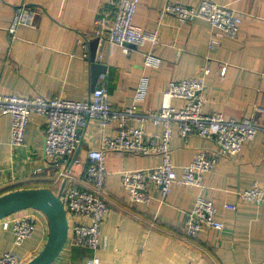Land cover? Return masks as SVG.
Segmentation results:
<instances>
[{
	"label": "crops",
	"instance_id": "crops-1",
	"mask_svg": "<svg viewBox=\"0 0 264 264\" xmlns=\"http://www.w3.org/2000/svg\"><path fill=\"white\" fill-rule=\"evenodd\" d=\"M106 1L0 0V94L86 99L90 94L88 40L93 38L95 18L107 10ZM166 1L195 5L200 0H139L133 24L144 31L156 29L158 43L130 46L128 51L108 42L98 45L95 60L105 64L107 70L99 76L96 87L106 89L113 107L133 106L136 111L145 112L159 108L170 81L198 76L203 67H208L203 111L221 112L226 119L253 115L259 130L237 154L219 159L203 175V190L174 184L160 202L158 191L153 188L149 205L130 203L120 177L126 170L152 167L160 157L107 153L103 196L108 211L100 226V246L93 251L67 239L52 264H90L92 257L99 259L98 264H264V207L240 201L236 194L253 183L264 186V0H210L242 15L237 36L219 35L216 46H209V40L218 33L202 18L183 24L170 14L159 18ZM21 4L34 10V23L19 25L11 38L6 29L14 8ZM146 52L160 58L158 67L144 65ZM222 66L226 69L221 75ZM142 76L148 78L146 95L143 100L134 101ZM170 102L175 107L183 104L177 98ZM43 124V117L32 115L24 141L13 146L11 117L0 114V195L37 185L57 194L63 181L65 186L88 187L83 175L87 151L98 146L103 132L112 133L113 126L101 132L95 121H89L82 131L78 152L81 157L77 155L75 162L78 167L73 169L72 156L62 167L43 156ZM131 124L151 133L162 130L160 125L148 122ZM197 150L209 154L215 144L196 135L185 142L173 129L170 152L177 175ZM198 196L214 203L224 228L203 229L191 238L183 233V221ZM225 203L236 204L237 208L225 209ZM24 215L36 220L33 235L15 245L11 231L2 229L0 222V254L12 251L26 263L44 246L48 226L44 214L31 208L9 218ZM68 222L70 228L73 222L88 220L69 216Z\"/></svg>",
	"mask_w": 264,
	"mask_h": 264
},
{
	"label": "built area",
	"instance_id": "built-area-1",
	"mask_svg": "<svg viewBox=\"0 0 264 264\" xmlns=\"http://www.w3.org/2000/svg\"><path fill=\"white\" fill-rule=\"evenodd\" d=\"M139 0H107L105 11L95 20L92 36L99 38V43L108 42L118 45L123 51L130 46L141 47L145 43H158V31H144L133 24ZM170 14L176 20L190 23L198 18L208 22L217 31L209 40V46L219 43L218 36L236 37L242 21V15L235 9L210 0H200L195 5L166 1L158 17ZM34 10L25 5L14 8L12 19L7 26L9 37H15L19 25H33ZM144 65L158 67L160 58L153 53L144 54ZM226 66L220 68L224 74ZM208 67H203L200 75L170 81L163 91L162 102L158 109L138 112L133 106L115 108L108 99V93L102 86L95 87L86 99L71 100L63 97L42 95H3L0 94V114L11 117L10 144L20 145L24 141L26 126L32 115L43 117V156L53 165L62 167L68 157L80 146L82 131L90 120L96 122L101 132L113 126L112 133L101 134L98 146L87 151V166L84 180L87 188L74 186L63 187L60 199L66 211L67 221L86 218L87 223L73 222L67 239L71 244L96 251L100 246V226L108 211L103 196L107 171L105 157L112 151L138 155H158L159 161L152 167L126 170L121 173V187L130 203L149 205L151 190L156 188L159 201L165 200L174 184L205 188L203 175L218 163L219 159L237 154L243 144L254 137L259 130L254 116L242 119H226L221 112H204V76ZM264 76V73H263ZM146 76H142L133 94L134 101L144 99L147 91ZM183 101L179 107L170 100ZM148 122L160 125L159 133H151L131 122ZM176 128L180 137L188 142L192 135L211 140L215 150L207 154L197 150L192 160L184 165L177 175L171 160L170 140ZM75 160L74 162H76ZM64 168V167H63ZM34 169L33 172H37ZM237 198L264 207V186L253 183L251 187L237 191ZM224 208L235 210L236 204L225 203ZM0 220L4 230H10L15 245H21L31 237L36 229V220L28 215ZM222 230L224 223L217 218L214 203L203 196H198L192 208L185 213L183 233L187 237H196L203 229ZM90 264H98L99 259L92 257ZM0 264H25L18 254L5 251L0 254Z\"/></svg>",
	"mask_w": 264,
	"mask_h": 264
},
{
	"label": "water",
	"instance_id": "water-1",
	"mask_svg": "<svg viewBox=\"0 0 264 264\" xmlns=\"http://www.w3.org/2000/svg\"><path fill=\"white\" fill-rule=\"evenodd\" d=\"M98 43V37L88 40L90 93L95 89L99 76L105 74L107 70L105 64L95 60ZM99 45L101 46L102 43ZM78 152L79 147L72 155L70 165L76 160ZM64 185L65 181L62 182L57 194L46 187H37L17 189L0 195V220L15 212L29 208L42 212L46 217L48 234L45 244L25 264H52L67 240L68 221L66 211L60 199V193Z\"/></svg>",
	"mask_w": 264,
	"mask_h": 264
},
{
	"label": "rangeland",
	"instance_id": "rangeland-1",
	"mask_svg": "<svg viewBox=\"0 0 264 264\" xmlns=\"http://www.w3.org/2000/svg\"><path fill=\"white\" fill-rule=\"evenodd\" d=\"M82 148H83V147H82ZM78 157H79V158L81 157L80 154L78 155ZM73 165H74V166H73V167H74L73 169H75V168L78 167L77 164H76L75 162L73 163Z\"/></svg>",
	"mask_w": 264,
	"mask_h": 264
},
{
	"label": "trees",
	"instance_id": "trees-1",
	"mask_svg": "<svg viewBox=\"0 0 264 264\" xmlns=\"http://www.w3.org/2000/svg\"><path fill=\"white\" fill-rule=\"evenodd\" d=\"M87 164H88V162L86 161V164H85V167L87 166ZM85 169V168H84ZM32 187H38V185L37 186H31L30 188H32ZM64 187H65V185H64ZM55 193V192H54Z\"/></svg>",
	"mask_w": 264,
	"mask_h": 264
}]
</instances>
